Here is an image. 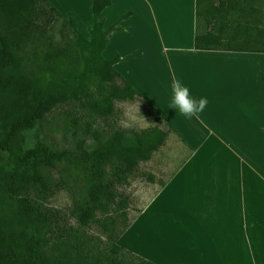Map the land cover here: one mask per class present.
Returning <instances> with one entry per match:
<instances>
[{
	"label": "trees",
	"instance_id": "trees-1",
	"mask_svg": "<svg viewBox=\"0 0 264 264\" xmlns=\"http://www.w3.org/2000/svg\"><path fill=\"white\" fill-rule=\"evenodd\" d=\"M110 5L92 0L86 38L47 0H0V264H155L118 245L114 220L101 227L110 239L103 249H83L78 229L98 222L96 213L112 212L114 184L164 146L174 133L167 122L157 118L153 128L114 132L105 141L86 124L73 149L23 147L24 132L60 103L73 100L91 117L105 118L115 101L137 97L114 67L119 54L103 56L130 15L104 29L99 17ZM262 6L264 0H195L194 49L264 53V26L257 24ZM62 162L78 165L88 182L86 203L74 207L77 229L39 205L49 191L44 170Z\"/></svg>",
	"mask_w": 264,
	"mask_h": 264
},
{
	"label": "crops",
	"instance_id": "crops-1",
	"mask_svg": "<svg viewBox=\"0 0 264 264\" xmlns=\"http://www.w3.org/2000/svg\"><path fill=\"white\" fill-rule=\"evenodd\" d=\"M47 1L66 19L73 18L79 32L88 37L92 0ZM110 2L99 17L104 29L122 15H130L109 38L103 56L110 54L108 47L114 42L118 48L114 53L119 54L116 71L143 100L166 111L162 118L190 150L141 212L158 217L151 208L159 196L167 192L172 198L173 206L160 213L162 228L175 227L177 251L172 257L177 261L168 264H264V53L195 50V0ZM260 9L264 13V6ZM259 20L258 26H264V15ZM127 29L136 31L132 40L119 37ZM148 37L168 51L162 52L165 58L170 52L179 60L176 66L181 75L189 71V65L197 71L200 79L190 93L208 101L198 119L185 118L162 100L145 71V52H140L143 39L149 45ZM203 85L204 94L200 93ZM134 245L125 247L156 261Z\"/></svg>",
	"mask_w": 264,
	"mask_h": 264
},
{
	"label": "rangeland",
	"instance_id": "rangeland-1",
	"mask_svg": "<svg viewBox=\"0 0 264 264\" xmlns=\"http://www.w3.org/2000/svg\"><path fill=\"white\" fill-rule=\"evenodd\" d=\"M111 24L112 22L108 23V27ZM135 33L136 31L127 29L124 31L123 37H119L122 40L124 38L132 40V36ZM149 39L150 37L146 38L148 46L145 45V39H143L142 50L140 51L143 54L145 52V71L158 86L162 100L169 105L172 95L170 85L174 78L181 81L184 80L191 91L195 80L200 79V77L191 65H189V71H185L181 75L176 66L179 60L173 58L170 52L166 54L169 59L165 58L163 53L168 51L161 44ZM114 46V42L111 41L108 47L110 54L104 56L105 58H111L114 52L118 50L117 46L116 48ZM116 68L120 70V66ZM262 68L264 70V60ZM122 79L126 81L123 77ZM117 83L122 84V81L118 80ZM204 88L205 86L203 85L200 93L204 94L206 91V88ZM137 101L140 103V114L146 119L148 124L139 122L130 127L121 126L120 121L123 118L124 109L128 104ZM165 112L162 107L146 102L141 96L137 95L134 100L115 101L111 115L105 118H94L86 112L81 104L69 100L58 104L36 123L32 129L24 132L23 147L30 149L37 143H42L55 151L73 149L75 141L82 137V131L86 124H90L94 131L103 136L102 141H105L114 132L120 131L130 134L153 128L158 124L157 118L165 121L162 118ZM94 144L91 140L87 141L89 147ZM189 154V148L173 133L169 134L164 146L155 150L147 161L137 164L124 183L114 184L116 197L112 205V212L107 216L96 213V221L98 222L78 229V234L84 244L82 248L103 249L110 239L107 238V233L103 232L101 227H105L104 222L106 219L108 222L111 219L115 222L110 227H113L114 233L118 236V245L135 254L132 250L125 247V245L130 246L134 243L135 248L142 254L147 255V258L156 259L161 264L177 261L176 258L172 257L177 251L173 238L175 227L162 228L160 219V213L165 210L168 211L170 209L169 206H173V201L171 203L172 198H169L167 192L159 196L154 208H151V210L154 209L157 212L158 217L149 215L150 213L146 216L148 212L146 210L144 213L141 212L148 206V202L160 192L162 185L172 177L179 165L189 157ZM44 172L49 182V191L45 195L44 200L39 202V205L56 209L65 218V222L68 223L67 226L77 229L79 226L76 222L74 207L76 204H85L87 201L88 182L85 173L78 165L70 162L56 164L51 168L45 169ZM148 175L154 177L153 182L147 180ZM135 219L133 228L131 227V230L126 234V230ZM169 226H171V222ZM180 229L185 232L183 227H177L178 231ZM146 234H151V238ZM167 234L169 237L166 236ZM128 240L132 244H129ZM120 241L122 242L119 243ZM169 257L171 261L168 260ZM156 261L153 260L152 262L156 263Z\"/></svg>",
	"mask_w": 264,
	"mask_h": 264
},
{
	"label": "clouds",
	"instance_id": "clouds-1",
	"mask_svg": "<svg viewBox=\"0 0 264 264\" xmlns=\"http://www.w3.org/2000/svg\"><path fill=\"white\" fill-rule=\"evenodd\" d=\"M124 57H120L123 60ZM171 99L170 109H178L179 113L187 119L199 118V114L204 110L208 101L206 98H197L191 95L189 88L179 79H173L170 85ZM139 101L130 103L124 109L123 118L120 121L121 126L130 127L133 124L143 122L148 124L146 119L140 114Z\"/></svg>",
	"mask_w": 264,
	"mask_h": 264
}]
</instances>
